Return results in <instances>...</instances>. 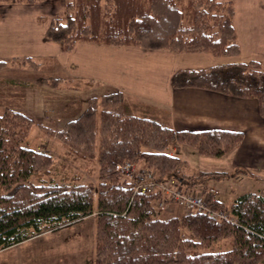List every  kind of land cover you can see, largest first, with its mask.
Segmentation results:
<instances>
[{
  "label": "trees",
  "instance_id": "1",
  "mask_svg": "<svg viewBox=\"0 0 264 264\" xmlns=\"http://www.w3.org/2000/svg\"><path fill=\"white\" fill-rule=\"evenodd\" d=\"M234 12L233 3L217 0H187L185 6L177 0H68L66 18L55 17L46 37L66 52H72L77 41H91L234 57L240 54ZM5 63L0 60V67ZM47 82L52 87L63 83L61 79ZM173 87L257 99L264 118V68L259 62L179 71ZM123 106V95L112 93L91 100L77 120L68 121L59 131L39 125L62 141L67 159L98 166L97 184L83 182L72 169L62 173L66 166L58 157L30 146L28 136L38 125L28 116L13 110L0 113V251L96 214V264L263 263L264 193L236 198L229 205L236 221L216 220L209 208L207 212L190 210L181 204L182 197L213 195L211 191L216 190L208 182L212 177L187 175L185 162L174 155L177 144L194 148L203 157L222 158L238 149L245 134L218 129L177 131L152 118L129 115ZM127 162L142 164L151 174L148 180L138 172L120 178L116 168ZM138 183L146 185L147 192L137 191ZM224 203L218 199L213 206ZM230 237L234 248L215 251Z\"/></svg>",
  "mask_w": 264,
  "mask_h": 264
},
{
  "label": "crops",
  "instance_id": "2",
  "mask_svg": "<svg viewBox=\"0 0 264 264\" xmlns=\"http://www.w3.org/2000/svg\"><path fill=\"white\" fill-rule=\"evenodd\" d=\"M222 1L233 2L238 7L235 29L239 40L244 32L264 34V6L261 5L264 0L246 1L250 3L249 6L257 3L254 7L257 6L258 10L252 18L249 12L240 8L243 0ZM19 17L17 21L22 22L11 27L6 25L5 19L0 21V60L9 63L30 58L40 65L38 70L45 65L58 64L60 68L54 65L56 68L53 71L56 72L52 71L48 77L61 79L63 83L54 89L45 84L42 88H47L53 95L58 94L60 101L62 94H80L83 103L89 104L90 100L120 92L125 102V113L151 118V112L147 111L154 110L167 122L170 121L177 131L218 129L242 132L245 134L242 146L228 152L225 157L214 159L232 167L234 173L222 172L223 176L236 177L240 174L264 182V118L258 100L235 98L202 88L173 87L174 76L179 71L246 64L250 61L259 62L264 68V44L260 36L256 39L249 36L247 42L241 43L239 56L223 58L213 53L176 54L169 50L150 51L135 46L119 47L91 41H77L74 50L66 52L58 43L46 41L43 37L47 29L42 22L45 19L43 16L37 19L36 15L27 13ZM21 24L26 27L21 29ZM17 82L14 83L20 84ZM30 82L33 93H36V83ZM79 83H82L81 87ZM55 101L58 100L55 98ZM133 101H139L134 112L131 109ZM239 167L248 173H237ZM194 171L190 172L191 176L201 173ZM259 192L263 193L264 189Z\"/></svg>",
  "mask_w": 264,
  "mask_h": 264
},
{
  "label": "rangeland",
  "instance_id": "3",
  "mask_svg": "<svg viewBox=\"0 0 264 264\" xmlns=\"http://www.w3.org/2000/svg\"><path fill=\"white\" fill-rule=\"evenodd\" d=\"M177 1L182 3V5L184 6L185 4H187V0ZM217 1L219 2V0ZM220 1L226 2L222 0ZM246 1L248 0H243V3L239 4V6L240 8H243V11L245 10L249 12L248 15H250V17L252 18V16L257 13L256 10H258V8L257 6L254 7V5L257 3L253 2L251 4V7L249 6L250 3H246ZM67 3L68 0H44L42 2H39L38 4L0 3V21H2L1 19H5L4 21L6 22V25L8 27H11L17 23L22 22L21 20L17 21V19H19V16H22L23 14H34L36 15L37 19L43 16V18L45 19H42V22L47 25V32V30L50 28L51 21L55 17H59L62 20L66 18ZM261 5L264 6V4ZM233 6L235 7V29V20L237 18L236 14L238 7L236 8L234 3ZM246 16L244 17L246 18ZM19 27L23 29L26 26L21 24L19 25ZM160 30L161 25L159 24L156 27L155 32L157 34L161 33L159 32ZM166 32L170 33V28H168ZM250 33H241L242 41L239 40L236 33V40L238 41L239 47L241 43L244 44V42L248 41L247 39L249 38V36L254 37L255 39L259 38L260 36V39L263 40L262 43L264 44V34L259 35L258 33H256V31L254 32L256 34H254L253 32ZM43 37L46 41H49L46 37V33L43 34ZM30 62V58H23L20 60H12L9 63L6 62L2 67H0V113L6 110H13L19 111L28 116L38 125L37 127L33 128L28 136L27 142H29L28 144L30 146L35 147L41 151H48L49 153L54 155V157H58V161H60V163H64L66 166L62 173H67V169H72L73 175H81L83 177V182H94L97 184V180L99 177L97 176L99 175L98 166L94 164L96 165V167H91L90 164L87 163V165L81 160H73L72 158L67 159L66 156L68 155V151L65 150L62 141L58 139L57 135H52L46 130L44 132L40 127L45 126L53 131H59L63 128L62 126H65L67 124L68 121L77 120L81 116V114L88 109L89 104L83 103L84 101L83 99H81L82 97L80 96V94H77L78 92L74 93L77 95L62 94V99L60 101L58 94L53 95L51 94L52 92L50 93L47 88H42L43 84L51 89L59 87L56 85L52 87L51 85H49V82H47V80H54L53 77H48V75H51V72L55 70L56 67L60 68L58 64L56 65V63H54L56 67L54 65H45L44 68L38 70V67H40V65L36 63V65L39 66H36L35 64L34 66H32V63ZM53 72L55 73L56 71ZM30 80L36 83V93L34 92V100V90L30 86ZM15 81H18L17 83L20 82V84H15ZM78 85L81 87L82 83H79ZM55 98L58 100V103L55 101ZM55 102L57 103V105ZM89 102H91V100ZM138 104L139 101L132 102L131 109L133 112L137 111L135 109ZM18 109H21V111ZM123 111L125 112V102ZM147 112H151V118L157 120V122L159 121L160 123H163L168 127L173 126L170 121L167 122V120L162 118L157 112L154 113V110L153 112ZM97 114L98 129L96 130V136L98 138L95 145V160H97L99 156L98 144L100 142L99 129L101 127V111ZM242 144L240 146H242ZM174 151V155L185 162L183 167L187 175H189L190 172L195 169L196 171L194 172L200 171L201 173L207 174L208 177H212L209 178L208 182L211 184L210 187L215 189L216 192L211 193L213 195H210L206 192L202 196L206 200V209L209 208L211 209V211L215 212V214H219L218 217H214L216 220L223 222L232 220L236 221L234 216L230 213L231 211L229 210V205L236 198L240 197V195L262 193L259 192V190L264 189L262 187L264 182L258 179L243 177L240 174L236 175V177H231L229 175L221 176L220 174H217L218 172L221 174H223L222 172H229V174L232 175L234 171L230 165L226 164V162H221L214 158L206 156H200L194 148L192 149L191 147L186 145L179 146L175 144ZM135 167L137 169L136 171H139V173L143 174L144 172H147V169L142 164H138V166L135 165ZM242 171L243 169L239 167L237 173ZM120 178H122L121 175ZM211 192H214V190H212ZM218 199L225 202V206H213ZM213 201L214 203H210ZM197 203L198 202H196V204ZM172 210H176V208L174 207ZM226 218L228 220H226ZM96 224L97 216L96 214H93V216L86 217L82 219V221L73 223L70 226H61L60 228L49 229V232H45L23 243L0 251V264H96ZM234 247L235 244L233 237L225 238L217 246V248L219 249H216L215 251H218L220 249L225 250V248L230 250ZM261 264H264V262Z\"/></svg>",
  "mask_w": 264,
  "mask_h": 264
},
{
  "label": "built area",
  "instance_id": "4",
  "mask_svg": "<svg viewBox=\"0 0 264 264\" xmlns=\"http://www.w3.org/2000/svg\"><path fill=\"white\" fill-rule=\"evenodd\" d=\"M116 170H118V172H120V174L122 176H125V177H133L134 173H136V170L134 169V167L131 163H125V165H118ZM138 175H140L141 178L148 180L147 177H148V175H151V174H146V172H144L143 174L138 173ZM136 190L140 191V192H147V187H146V185H144L142 183H138ZM215 192L216 191H214L213 193H215ZM181 201H182L181 204L183 206L187 205V207L190 210L196 209L198 212H205L208 209V208L206 209V201L203 200V196L199 193H195L188 198H184V200L182 197ZM196 202H198V203L196 204ZM208 211H209V209H208ZM211 216L212 217H218L219 214L217 215V214H215V212H212ZM226 220H228V219L226 218Z\"/></svg>",
  "mask_w": 264,
  "mask_h": 264
}]
</instances>
